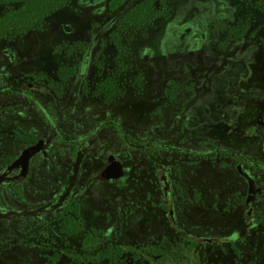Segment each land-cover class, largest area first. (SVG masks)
<instances>
[{"label":"flooded vegetation","instance_id":"af4514ba","mask_svg":"<svg viewBox=\"0 0 264 264\" xmlns=\"http://www.w3.org/2000/svg\"><path fill=\"white\" fill-rule=\"evenodd\" d=\"M40 27L0 32V264H264V91L244 64L194 68L193 45L163 40L148 85L123 95L116 72L88 93L87 73H43L13 42Z\"/></svg>","mask_w":264,"mask_h":264},{"label":"rangeland","instance_id":"374dc122","mask_svg":"<svg viewBox=\"0 0 264 264\" xmlns=\"http://www.w3.org/2000/svg\"><path fill=\"white\" fill-rule=\"evenodd\" d=\"M138 1L128 0L117 10L111 11L107 6L108 0L96 1L92 4L93 9L82 6L80 0H71L58 12L43 20L39 33L42 40L35 47L31 42L36 40L33 31L23 39L13 38V42L23 54L32 59L34 53H41L38 57L43 63L35 61L34 66L42 69L43 73L57 76L71 69L80 74L87 73L85 85L88 93H92L96 82L109 76V73L112 75L116 72L122 78L119 84H124L125 87L121 88L123 95H131L135 87L137 89L142 87L140 85H148L155 74L152 73L153 69L166 67L167 55L162 49L163 40L172 42L176 55L183 47L187 50L193 45V54L198 59L191 66L194 68L210 70L215 68L217 62H242L246 74L238 75L239 82L264 91V16L258 0H165L167 7H158L159 13L153 20L154 25L136 28L118 25L123 12ZM14 7L17 6H9L7 9ZM7 9L2 6L0 15ZM90 11L94 13L90 15ZM191 20H194V24L190 23ZM186 21L194 26L195 31L188 32L184 40L181 39L176 51L173 26L180 27ZM57 22H76L77 27L75 32H65ZM239 31H242L244 39H232L240 36ZM198 35L200 37L194 43L193 39ZM211 37H215L216 41L206 44L204 38ZM250 41L254 43H247ZM226 45L227 50L224 52ZM205 52H211L212 56L204 60L202 57ZM177 66L178 64L170 61L168 68ZM183 66L188 67L189 64L184 63ZM207 73L201 72L204 80L210 79L204 75ZM14 78L15 76L12 77ZM92 98L95 97L91 96L87 100ZM61 109L70 115L67 105L61 106ZM77 115L79 114L76 113L72 119L73 126H78L75 118ZM5 126L8 127L7 123Z\"/></svg>","mask_w":264,"mask_h":264},{"label":"trees","instance_id":"16d2710c","mask_svg":"<svg viewBox=\"0 0 264 264\" xmlns=\"http://www.w3.org/2000/svg\"><path fill=\"white\" fill-rule=\"evenodd\" d=\"M70 0H0L2 3H18L16 10L0 17V32L28 30L38 27L44 18L65 6ZM128 0H109L108 8L113 11L120 8ZM264 14V0H258ZM165 0H139L131 8L123 12L119 25L139 27L150 24L157 16L158 7L165 6ZM239 31L238 35H242Z\"/></svg>","mask_w":264,"mask_h":264}]
</instances>
